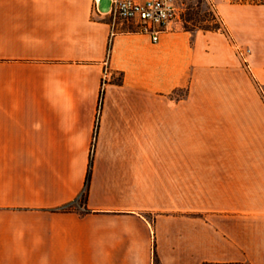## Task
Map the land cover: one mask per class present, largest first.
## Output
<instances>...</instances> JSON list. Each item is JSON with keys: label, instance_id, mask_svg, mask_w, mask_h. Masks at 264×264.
I'll return each instance as SVG.
<instances>
[{"label": "crops", "instance_id": "crops-1", "mask_svg": "<svg viewBox=\"0 0 264 264\" xmlns=\"http://www.w3.org/2000/svg\"><path fill=\"white\" fill-rule=\"evenodd\" d=\"M213 2L154 41L0 0V264H264V1Z\"/></svg>", "mask_w": 264, "mask_h": 264}, {"label": "built area", "instance_id": "built-area-1", "mask_svg": "<svg viewBox=\"0 0 264 264\" xmlns=\"http://www.w3.org/2000/svg\"><path fill=\"white\" fill-rule=\"evenodd\" d=\"M95 5L100 0H94ZM110 14L115 19H125L134 22L140 31L152 35L157 41L162 31L168 28L177 14V0H111ZM238 53L244 58L245 52L238 48ZM109 77V69L105 68L102 86ZM102 109V97L98 104V119ZM94 147L92 148V151Z\"/></svg>", "mask_w": 264, "mask_h": 264}, {"label": "rangeland", "instance_id": "rangeland-1", "mask_svg": "<svg viewBox=\"0 0 264 264\" xmlns=\"http://www.w3.org/2000/svg\"><path fill=\"white\" fill-rule=\"evenodd\" d=\"M264 1V0H248ZM99 7L103 10H109L111 0H100ZM132 28H137L135 23H131ZM222 27L221 20L216 12L213 0H177V14L170 23L171 29H213ZM180 95L184 91H179ZM202 107H228L226 101H220L219 104L213 101H206Z\"/></svg>", "mask_w": 264, "mask_h": 264}, {"label": "trees", "instance_id": "trees-1", "mask_svg": "<svg viewBox=\"0 0 264 264\" xmlns=\"http://www.w3.org/2000/svg\"><path fill=\"white\" fill-rule=\"evenodd\" d=\"M217 28H219V27H217ZM217 28H213V29H217ZM91 168H92V164H90L89 168H88V173H87V177H86V188H85V190L82 194V198H81L82 202H84L86 199L87 187H88L90 179H91ZM203 264H250V263H248V262H204Z\"/></svg>", "mask_w": 264, "mask_h": 264}]
</instances>
